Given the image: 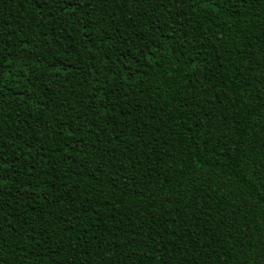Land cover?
Here are the masks:
<instances>
[{
	"label": "trees",
	"instance_id": "1",
	"mask_svg": "<svg viewBox=\"0 0 264 264\" xmlns=\"http://www.w3.org/2000/svg\"><path fill=\"white\" fill-rule=\"evenodd\" d=\"M0 264H264V0H0Z\"/></svg>",
	"mask_w": 264,
	"mask_h": 264
}]
</instances>
